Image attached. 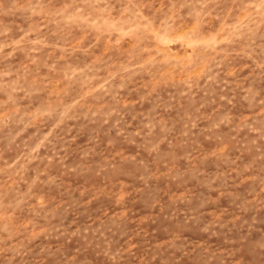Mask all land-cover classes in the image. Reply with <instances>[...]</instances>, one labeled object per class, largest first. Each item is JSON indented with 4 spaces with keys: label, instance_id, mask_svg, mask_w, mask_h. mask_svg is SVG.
<instances>
[{
    "label": "rangeland",
    "instance_id": "obj_1",
    "mask_svg": "<svg viewBox=\"0 0 264 264\" xmlns=\"http://www.w3.org/2000/svg\"><path fill=\"white\" fill-rule=\"evenodd\" d=\"M0 264H264V0H0Z\"/></svg>",
    "mask_w": 264,
    "mask_h": 264
}]
</instances>
